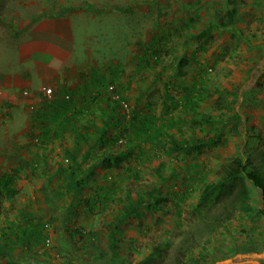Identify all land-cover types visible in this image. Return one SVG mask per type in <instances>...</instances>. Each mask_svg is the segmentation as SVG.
I'll list each match as a JSON object with an SVG mask.
<instances>
[{
    "label": "rangeland",
    "instance_id": "374dc122",
    "mask_svg": "<svg viewBox=\"0 0 264 264\" xmlns=\"http://www.w3.org/2000/svg\"><path fill=\"white\" fill-rule=\"evenodd\" d=\"M234 1L235 28L219 27L227 16L228 0L34 1L33 12L38 15L46 5L50 12H59L61 4H77L78 14L72 12L76 49L90 70L96 63L102 68L108 62L107 70L121 80L132 69L137 76V69L131 67L136 59L131 55L140 49L144 82L152 84L144 100L136 87L131 89L133 99L126 95L131 107L129 116L104 95L96 102V112L82 114L84 118L78 126L82 129L70 136L86 144L74 152L64 149L67 169L74 164L72 159L83 155L130 150L113 168L135 171L138 166V172L125 180L123 195H116L102 214L111 218L117 210L115 206L130 210L150 191L163 195V200L168 198L154 212L144 207L132 211L120 225L119 234L114 235L117 244L111 239L112 227L106 225L103 226L110 229L109 233L95 240L92 230L85 231L82 224L64 219L60 226L55 214L42 217L37 213L27 223L30 216L26 208L38 205L35 198L39 186L57 185L56 179L45 177L46 168L39 172V166L36 172L10 179L17 194L5 200L6 210L0 216V264H231L247 260L264 264V216L258 211L262 205L258 188L247 184L253 205L250 212L239 211L242 203L236 197L243 188L240 179L232 182V191L225 189L221 194L219 187L208 200L200 201L205 185L219 182L238 157L251 159L252 165L264 172V0ZM12 12L20 11L14 7ZM29 14L25 10L18 17L6 19L9 25L0 28V32L5 34L14 29L15 23L18 26L31 21ZM177 65L179 71L173 69ZM115 77L110 83L121 89L122 83ZM194 81H200L198 97L192 100L189 113L178 114L179 129L172 126L174 138H212L223 128L221 123L210 124L212 120L226 124L223 136L217 145L189 153L172 151V155L165 152L170 146L166 140L172 138H164L163 156L158 155V134L154 133L153 124L139 119L137 106L159 104L166 111L178 107L182 92ZM10 139L11 136L0 137V181H10L6 175L20 166L12 159ZM58 163L52 164L59 166ZM92 179L95 181L96 177L89 178ZM78 180L66 179L64 183L78 184ZM78 189L72 194L73 199L85 195L83 188ZM52 196L45 194V199L57 205ZM229 213L232 216L225 221ZM67 214L71 212L68 210ZM11 221L19 229H15L16 242L6 246L2 229H10ZM31 221L36 222L32 225ZM27 224H31V229ZM42 224H47L44 235L50 238L49 244L37 237ZM61 227L68 243L56 235ZM78 228L85 231L84 236L78 235ZM71 229L74 236L70 235ZM33 230L35 240L25 242L26 236L33 237Z\"/></svg>",
    "mask_w": 264,
    "mask_h": 264
},
{
    "label": "crops",
    "instance_id": "0c3cea01",
    "mask_svg": "<svg viewBox=\"0 0 264 264\" xmlns=\"http://www.w3.org/2000/svg\"><path fill=\"white\" fill-rule=\"evenodd\" d=\"M34 1L39 0H0L1 30L9 25L7 21H10L6 19L18 17L25 10H29L28 19H31L18 26L15 23L17 27L15 26L13 30L5 34H3L4 31L0 32L2 33L0 34V86L4 90V96L0 98V137L11 136L8 143L12 146L11 156L17 164H20L18 168L13 169L17 177L31 171L36 172L37 169L32 166L38 164L39 172L43 168L48 171L45 177L56 179L57 185L53 188L50 186L46 188L44 184L39 186L35 198L39 201L38 205L26 208L30 216L27 218V223L32 220V215L36 216L37 213L42 214V217L55 214L60 226L64 219H68L72 224H82L86 231L92 230L93 239L96 240L110 231L103 225L111 226L113 231L114 224H119L118 218L124 210L122 205V207L115 206L117 210L113 213L114 216L111 214V218L102 213L110 206L109 203L116 195H123L125 180L138 172L136 170L138 166L135 171H130L128 168L97 165L101 156L92 154L89 157L83 155L81 158L72 159L71 162L74 164L67 169L69 165L64 164L66 162L64 151L71 149L74 152L76 147L86 144L79 138H72L75 136L74 133L78 134V131L82 129L78 127L84 118L81 115H91L96 112V104L92 105L88 102L89 97L98 95L102 99V95L108 96V86L111 84L110 80H113L112 76L115 77V75L110 69L107 70L108 62H105L102 68L96 63L90 70V65L88 66V63L79 57L76 49L74 14H72V12L78 14L77 4H61L59 12H50L49 6L46 5L43 9L41 7L38 15L33 12ZM11 3L16 5L12 6ZM14 7L20 12H12ZM131 57L136 59L131 67L137 69V76L133 74V69L123 80L117 75L115 78L120 79L122 87L120 89V85H115L124 97L129 95L130 99H133L131 89L138 88L141 99L144 100L143 97L146 96L145 93L149 91L148 88L152 84L144 82L143 52L135 49ZM180 65L173 69L179 71ZM47 87L54 90L49 98L44 97L42 93ZM198 88H200V81H194L189 89L182 92L180 106L175 105L174 108L167 110L168 113L162 110L159 104L145 103V105L137 106V113L141 114L139 119L147 120L149 125L153 124V131L158 134L157 146L161 151L158 155L163 156L162 142L164 141L162 140L174 139L172 126L175 125L176 131L179 129L177 116L190 112L192 100L198 97L200 91ZM25 90L30 92L28 96L23 95ZM124 90L127 94L123 92ZM181 90H184V87ZM30 104L35 105L34 110L30 109ZM166 141L168 145H171L172 139ZM53 162H59V166H54ZM141 167L140 165L139 169ZM25 168L28 169L27 172L23 171ZM29 176L33 177L32 174ZM90 177H96V180H89ZM71 178H77L83 182L80 184L78 180V184L64 183L66 179ZM78 188H83L82 192L85 195L81 199H73L72 194L75 195L79 191ZM45 194H53L51 199L58 206L48 203ZM85 198L89 199L85 200ZM68 210L72 217L67 214ZM13 220L18 222L16 218ZM31 222L33 225L36 221ZM11 224L13 226L10 229L5 230V227L2 229L4 237L7 238L5 242L10 243V246L17 239L18 233L15 229H19L18 226L14 227L16 225L13 221ZM27 225L31 229V224ZM6 231L8 233H5ZM35 231L33 230V237L26 236L25 242L35 240ZM56 235L64 238L65 233L62 227Z\"/></svg>",
    "mask_w": 264,
    "mask_h": 264
},
{
    "label": "trees",
    "instance_id": "16d2710c",
    "mask_svg": "<svg viewBox=\"0 0 264 264\" xmlns=\"http://www.w3.org/2000/svg\"><path fill=\"white\" fill-rule=\"evenodd\" d=\"M229 2V9L227 11V16L225 19H221V23L219 24V27L221 28H235L236 27V18H237V4L234 0H228ZM100 95V94H99ZM111 99L110 95L107 96ZM89 99L94 102V105L97 101L100 100L99 97H89ZM88 99V102H89ZM90 101V103H91ZM91 103V104H92ZM93 105V104H92ZM210 124H223V128L219 130L216 135L212 138H199V139H193V140H180L176 138H172L171 145L168 147L167 155H172V151H183V152H192V150H202L209 146L217 145L220 142L221 137L223 136L224 128L226 124L222 122V120H212L209 122ZM118 140V139H117ZM108 147L105 144V148ZM130 154V150L121 151L119 153L113 154V153H104L101 158L97 161V165L101 164L102 166L107 167H114L116 164L120 163L121 158L124 156H127ZM33 165V164H32ZM34 169H38V164L33 165ZM7 179H15L17 177L16 172L8 173L6 175ZM241 180L243 183V188L240 190L239 193H237L236 200L240 201L242 203L241 207H239V211L242 212H250L253 210V205L250 202V192L249 188L247 186L248 182H250L253 186L258 188L261 191L262 195V205L259 207L258 211L259 213L264 216V172L258 170L255 168V166L252 165L251 159H243V158H236L233 160L232 164L229 166L227 174L219 181V182H211L207 183L202 191L200 201L204 202L208 200L212 194L215 193L217 188H221L220 193L223 194V190L227 189V191H232L234 189L233 181L235 180ZM81 182V181H80ZM12 181H0V216H2L5 213L6 207H5V200L9 199L17 194V191L14 187H12ZM156 192V190H155ZM168 196L164 199L167 200ZM163 200V195H156L154 192L150 191L148 192V196L146 198H141L140 201L136 204L134 208H131L130 210L126 209L123 210V212L120 214L118 221L119 224H114L113 231L111 233V239L113 240L114 244H117L118 241L116 237L114 236L117 233L118 229H120V225H122L124 222L128 220V217L132 214V211H136L138 207H144L147 208V210L156 211L159 210L160 203ZM163 200V201H164ZM88 201V205H89ZM159 205V206H158ZM232 214L229 213L225 215L224 220H229L231 218ZM39 229V227H38ZM70 235L74 236L73 229ZM76 232H78L79 236H84L85 232L83 229H75ZM45 231H48L47 224H42L40 228V233L38 232L37 237L41 236L42 240L47 239V235L45 237ZM116 231V233H115ZM5 233H8L7 231ZM45 238V239H44ZM4 237V242H5ZM63 241L68 243V240L64 237ZM5 245L8 246V242H5ZM118 247V245H117ZM102 256V254H101Z\"/></svg>",
    "mask_w": 264,
    "mask_h": 264
},
{
    "label": "built area",
    "instance_id": "2783aa9c",
    "mask_svg": "<svg viewBox=\"0 0 264 264\" xmlns=\"http://www.w3.org/2000/svg\"><path fill=\"white\" fill-rule=\"evenodd\" d=\"M108 91H109V95H110L111 99L113 101L117 102L120 105V107L122 108V110L125 112V114H127V116H129L131 114L130 104H129L128 100L124 97V95L117 89L116 85L110 84L108 86ZM42 93H43L44 97L49 98L53 95V88L47 87L42 91ZM29 94H30V92L28 90L23 91L24 96H28ZM3 96H4V90L0 86V98ZM30 109L34 110L35 105L30 104ZM50 242H51L50 238L47 237L46 243L49 244Z\"/></svg>",
    "mask_w": 264,
    "mask_h": 264
},
{
    "label": "water",
    "instance_id": "95a60500",
    "mask_svg": "<svg viewBox=\"0 0 264 264\" xmlns=\"http://www.w3.org/2000/svg\"><path fill=\"white\" fill-rule=\"evenodd\" d=\"M231 264H263V263L256 260H247V261L234 262Z\"/></svg>",
    "mask_w": 264,
    "mask_h": 264
}]
</instances>
